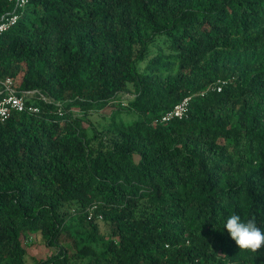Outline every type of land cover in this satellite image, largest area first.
<instances>
[{
    "label": "trees",
    "instance_id": "16d2710c",
    "mask_svg": "<svg viewBox=\"0 0 264 264\" xmlns=\"http://www.w3.org/2000/svg\"><path fill=\"white\" fill-rule=\"evenodd\" d=\"M15 8L0 0V20ZM16 12L0 77L40 112L0 124V264H26L33 236L54 250L36 264H264L223 227L236 213L264 230V0ZM187 97L186 117L159 122Z\"/></svg>",
    "mask_w": 264,
    "mask_h": 264
},
{
    "label": "built area",
    "instance_id": "2783aa9c",
    "mask_svg": "<svg viewBox=\"0 0 264 264\" xmlns=\"http://www.w3.org/2000/svg\"><path fill=\"white\" fill-rule=\"evenodd\" d=\"M16 6L12 13H8L2 16L0 20V34L8 31L10 28L16 25L20 15L16 12L17 9H23L29 0H9ZM224 82L219 81L218 85L214 87V90L221 91ZM36 91L33 92H20L16 87L14 79L11 77H0V124L5 123L14 112H23L25 110L31 113H39L40 108L38 106L29 105L28 101L32 98ZM36 100H43L50 103L45 96L41 95ZM191 98L187 97L180 102L173 110L166 113L159 122L166 123L175 119H182L189 113Z\"/></svg>",
    "mask_w": 264,
    "mask_h": 264
},
{
    "label": "clouds",
    "instance_id": "9594fccd",
    "mask_svg": "<svg viewBox=\"0 0 264 264\" xmlns=\"http://www.w3.org/2000/svg\"><path fill=\"white\" fill-rule=\"evenodd\" d=\"M228 238L240 251L258 253L264 247V230L257 226L256 217L242 219L239 214H231L223 225Z\"/></svg>",
    "mask_w": 264,
    "mask_h": 264
},
{
    "label": "rangeland",
    "instance_id": "374dc122",
    "mask_svg": "<svg viewBox=\"0 0 264 264\" xmlns=\"http://www.w3.org/2000/svg\"><path fill=\"white\" fill-rule=\"evenodd\" d=\"M145 64L141 65V68H144ZM132 97L130 94H125L121 96V101L124 102V106H127L128 100ZM75 113L78 114L79 111L77 109H74ZM113 111V107H110L109 109L102 110V111H91V122L95 125H97L99 128H102L103 126L108 124V121L105 119L104 116L110 117L111 113ZM125 116V115H122ZM138 116L133 117H126L127 121H134L137 120ZM102 231L105 230V227L101 224ZM35 237L28 239V244H31L30 247V253L26 259V264H36L38 259H46L51 256L53 253V249H48L44 245L40 243H35Z\"/></svg>",
    "mask_w": 264,
    "mask_h": 264
}]
</instances>
